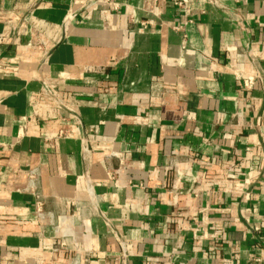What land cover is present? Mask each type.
Masks as SVG:
<instances>
[{
	"label": "crops",
	"instance_id": "crops-1",
	"mask_svg": "<svg viewBox=\"0 0 264 264\" xmlns=\"http://www.w3.org/2000/svg\"><path fill=\"white\" fill-rule=\"evenodd\" d=\"M0 264H264V0H0Z\"/></svg>",
	"mask_w": 264,
	"mask_h": 264
},
{
	"label": "built area",
	"instance_id": "built-area-1",
	"mask_svg": "<svg viewBox=\"0 0 264 264\" xmlns=\"http://www.w3.org/2000/svg\"><path fill=\"white\" fill-rule=\"evenodd\" d=\"M107 1H109V0H107ZM114 7L116 8L117 6L114 5ZM44 54L47 55L46 52ZM60 133H63V132H60ZM84 149H86V146H84ZM110 175H112V174H110ZM36 212L38 214L40 213V205L39 204L36 205Z\"/></svg>",
	"mask_w": 264,
	"mask_h": 264
}]
</instances>
